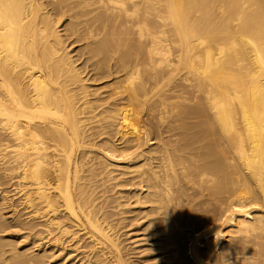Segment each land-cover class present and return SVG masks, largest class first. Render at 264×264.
<instances>
[{
  "label": "bare ground",
  "instance_id": "obj_1",
  "mask_svg": "<svg viewBox=\"0 0 264 264\" xmlns=\"http://www.w3.org/2000/svg\"><path fill=\"white\" fill-rule=\"evenodd\" d=\"M0 264H264V0H0Z\"/></svg>",
  "mask_w": 264,
  "mask_h": 264
},
{
  "label": "rangeland",
  "instance_id": "obj_2",
  "mask_svg": "<svg viewBox=\"0 0 264 264\" xmlns=\"http://www.w3.org/2000/svg\"><path fill=\"white\" fill-rule=\"evenodd\" d=\"M12 208V207H11ZM23 230H20V231H18V233H17V235H16V237L17 238H19L18 239V241H20V240H23L24 241V243H26V244H28V239H27V236H26V232H25V230L22 232ZM9 234V233H8ZM21 235V236H20ZM19 236V237H18ZM26 236V237H25ZM21 238V239H20ZM23 241H21L20 242V245L23 247V246H25V244L24 243H22ZM22 243V244H21Z\"/></svg>",
  "mask_w": 264,
  "mask_h": 264
}]
</instances>
